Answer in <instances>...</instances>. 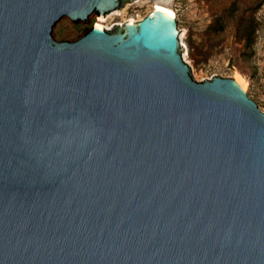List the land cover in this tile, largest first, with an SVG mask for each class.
Wrapping results in <instances>:
<instances>
[{
    "label": "water",
    "instance_id": "1",
    "mask_svg": "<svg viewBox=\"0 0 264 264\" xmlns=\"http://www.w3.org/2000/svg\"><path fill=\"white\" fill-rule=\"evenodd\" d=\"M123 5L0 0V264H264V111Z\"/></svg>",
    "mask_w": 264,
    "mask_h": 264
},
{
    "label": "rangeland",
    "instance_id": "2",
    "mask_svg": "<svg viewBox=\"0 0 264 264\" xmlns=\"http://www.w3.org/2000/svg\"><path fill=\"white\" fill-rule=\"evenodd\" d=\"M234 2V15L227 18L224 30L215 33V21ZM159 3L175 12L177 22L181 24V45L186 51L184 60L198 81L240 75L247 82L245 90L264 111V0H137L132 5L131 0H124L122 15L114 14L102 23L106 29L118 30L131 19H143ZM240 18L253 19L258 26L254 53L250 58L243 42L237 40L236 25ZM98 22L101 19L95 17L93 24ZM90 27L82 30L76 22L57 33L60 40H76Z\"/></svg>",
    "mask_w": 264,
    "mask_h": 264
},
{
    "label": "trees",
    "instance_id": "3",
    "mask_svg": "<svg viewBox=\"0 0 264 264\" xmlns=\"http://www.w3.org/2000/svg\"><path fill=\"white\" fill-rule=\"evenodd\" d=\"M236 11V3L223 14H221L213 25V31L219 33L225 28V21L229 16H233ZM258 26L253 19L240 18L236 25L237 40L243 42L245 51H249V58L253 56L254 44L256 41Z\"/></svg>",
    "mask_w": 264,
    "mask_h": 264
},
{
    "label": "bare ground",
    "instance_id": "4",
    "mask_svg": "<svg viewBox=\"0 0 264 264\" xmlns=\"http://www.w3.org/2000/svg\"><path fill=\"white\" fill-rule=\"evenodd\" d=\"M154 8L162 9V10H164V11L170 13L171 15L175 16V12H174L171 8H168V7L164 6V5H161L160 3H159V4H156ZM130 21H131V22H136V20H134V19H131ZM102 22H103V20H101V22H98V23L96 24V26L101 27V28H105V25H104ZM106 27H107V26H106ZM107 28H109V27H107ZM236 79L238 80V82H239L243 87L246 86L247 82H246V80H245L242 76L237 75V78H236Z\"/></svg>",
    "mask_w": 264,
    "mask_h": 264
}]
</instances>
